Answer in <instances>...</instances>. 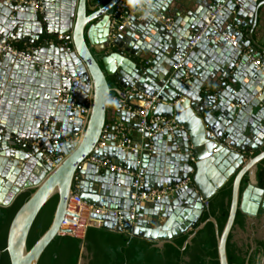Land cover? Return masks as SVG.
Masks as SVG:
<instances>
[{
    "label": "water",
    "instance_id": "water-1",
    "mask_svg": "<svg viewBox=\"0 0 264 264\" xmlns=\"http://www.w3.org/2000/svg\"><path fill=\"white\" fill-rule=\"evenodd\" d=\"M119 1L41 0L37 10L21 0H0V42L35 47L29 62L0 52V207L11 206L31 191L9 225L10 263L39 264L48 245L67 233L62 222L77 176L83 200L120 210L129 234L160 247L192 231L185 248L212 222L219 264H229L227 242L237 213L251 219L264 211V69H257L246 55L251 43L261 51L257 56L264 53L254 38L264 36V0H144L150 14L132 19L124 32L109 40L110 14ZM221 5V14L188 52L192 34L202 27L207 13ZM169 11L175 20L171 28L154 16ZM239 28L245 29L247 43ZM59 35H66L71 45L63 46ZM179 57H185L183 66L173 70ZM44 65L78 79L68 81ZM60 85L80 102L91 95L78 143L65 141L81 129L82 120L66 103L57 105ZM133 88L139 92L137 99L158 94L161 102L154 115L173 118L179 128L158 133L151 150L145 141L133 152L113 144L94 151L107 122L108 98L112 94L126 98ZM120 117L129 122L132 115L121 112ZM90 154L132 172L145 169L144 191L175 187L189 176L192 182L160 200L140 202L135 208L137 224L132 225L127 211L132 177L84 162ZM46 156L54 158V165ZM231 179L229 214L222 231L213 216L199 223L210 199ZM55 196L52 221L29 249L31 228ZM93 217L105 228L116 226L113 212ZM82 251L88 254L84 247ZM87 262L81 258L79 264Z\"/></svg>",
    "mask_w": 264,
    "mask_h": 264
},
{
    "label": "built area",
    "instance_id": "built-area-1",
    "mask_svg": "<svg viewBox=\"0 0 264 264\" xmlns=\"http://www.w3.org/2000/svg\"><path fill=\"white\" fill-rule=\"evenodd\" d=\"M23 4H33L37 10H41V0H21ZM223 5L219 6L215 11L208 12L206 18L203 22L202 27L194 34H192L191 39L187 42L186 49L188 52L192 51L196 45L200 42L203 34L211 26L213 19L221 14ZM150 13L144 5V0H120L110 14V31L108 34V39H114L119 33L124 32L127 26L130 25L131 20H141L146 15ZM154 16L161 21L166 27L171 28L175 24V20L171 16L167 15H156ZM233 46H237V42L232 40L229 36H225ZM57 40L62 42L63 46L71 45V41L66 40V35H59ZM15 41L9 40L6 43L0 42V52L7 53L15 57L16 59L24 61H32V52L35 47L24 45L23 47L17 46ZM178 55V53H176ZM246 55L249 61L257 68L264 69V54L261 56H256L249 49H246ZM185 57H179V62L173 67V70H178L183 66ZM45 69H51L54 74L59 75L68 81H77L78 78L71 77L67 72L63 70H58L49 65H44ZM91 85V84H90ZM139 92L136 88H133L126 92V98H122L117 94H112L110 97L118 100L120 107L115 108L113 106L107 105L108 111L113 110L115 112V118L108 119L104 126L101 138L96 144L94 151L103 149L106 146L113 144L115 147L122 149V151H135V142L132 135V129L130 124L121 119V112H128L136 119V132L150 144L152 149V138L158 133H162L165 129L169 133H172L175 129L179 128V125L173 118H165L162 116L154 115V110L157 105L161 102L158 94L147 95L142 94V99L135 98ZM57 95V105L66 103L69 105L73 111L78 112V117L82 120V127L78 132L72 133L71 137L67 138L65 141L70 143H78L82 138L83 131L88 120L90 113V108L92 104L91 95L89 94L82 102L77 100L73 92L68 90L66 87L60 85L56 92ZM127 97H131L130 100ZM70 117V119H72ZM52 123L50 124V127ZM148 133V138L145 134ZM191 161H194V156L191 154ZM46 161L54 165V158L46 156ZM84 162H90L98 166L103 170H110L116 173L128 174L132 177V191L130 194V200L132 202L130 208L127 210L129 213L128 219L132 222V225L137 224L138 215L135 211L136 206L140 202L150 203L156 200H160L172 192L174 189L186 186L192 182L191 176L186 178L182 183L176 185L175 187H164V188H154L150 191H144L143 185L145 182L146 170L138 169L135 172L129 171L119 165H116L111 159L107 157L97 158L93 154H90ZM83 162V163H84ZM82 163V164H83ZM113 212V217L116 219L115 228H124L123 219L124 216L121 215L120 210H110L105 207H100L94 204H90L80 197L79 193V178L76 176L72 195L68 203L67 215L62 222V229L66 230L65 235H70L73 237L83 238L85 236L86 229L90 225L102 226L103 221L96 219L93 215H109Z\"/></svg>",
    "mask_w": 264,
    "mask_h": 264
},
{
    "label": "trees",
    "instance_id": "trees-1",
    "mask_svg": "<svg viewBox=\"0 0 264 264\" xmlns=\"http://www.w3.org/2000/svg\"><path fill=\"white\" fill-rule=\"evenodd\" d=\"M30 194L31 191L25 192L11 206L0 207V264H11L6 250L9 225ZM231 195L232 179L210 199L209 210L204 212L199 223L213 216L221 232L228 218ZM57 201L58 197H53L37 216L28 238L29 249L49 227ZM246 219V215L238 212L235 226L245 228ZM191 233L186 232L160 247L156 241L132 236L122 228L90 225L83 238L57 236L44 251L39 264H79L81 258L88 260L85 264H219L214 224L207 222L183 248ZM248 249L240 247L231 233L227 242L229 264H255L259 251H264V241L259 242L252 255L248 256Z\"/></svg>",
    "mask_w": 264,
    "mask_h": 264
},
{
    "label": "flooded vegetation",
    "instance_id": "flooded-vegetation-1",
    "mask_svg": "<svg viewBox=\"0 0 264 264\" xmlns=\"http://www.w3.org/2000/svg\"><path fill=\"white\" fill-rule=\"evenodd\" d=\"M260 216H262V214ZM250 221L251 219H248L247 217L245 228L242 229L236 225L234 226L232 231V233L234 234V240L237 242V244L240 247L244 246L246 250L249 248L248 256L255 253V251L259 247L260 241H264V226L257 225L256 223H251ZM263 257L264 251L260 250L256 256L255 264H262L261 261Z\"/></svg>",
    "mask_w": 264,
    "mask_h": 264
},
{
    "label": "crops",
    "instance_id": "crops-1",
    "mask_svg": "<svg viewBox=\"0 0 264 264\" xmlns=\"http://www.w3.org/2000/svg\"><path fill=\"white\" fill-rule=\"evenodd\" d=\"M183 14H185V13H183ZM165 15H167V16H171V17H173L174 16V14H173V12H167ZM174 18V17H173ZM187 19V17H185L184 18V22H185V20ZM248 19H246V21H247ZM249 29V28H248ZM239 30H241V31H243V33H244V36H243V41L245 42V43H247L248 42V36H247V33H246V31H245V29L244 28H239ZM255 40L256 41H258V43L259 44H261L262 46H264V36H261V35H256L255 37ZM17 46H19V47H23L24 46V44L23 43H21V42H18V41H15L14 42ZM249 49H251L252 51H253V53L257 56V54L259 53V52H261L259 49H257L256 47H254V45L251 43L250 44V46H249ZM264 53L262 52V55H263ZM116 114H115V112L113 111V110H109L108 111V119H112V118H115L116 116H115ZM129 124H130V127H131V129H132V135H133V139H134V142H135V148H137V146L141 143V142H145V140H143V138L136 132V125H137V123H136V119H135V117H131V119H130V121L128 122ZM148 205V204H147ZM262 214V216H260ZM260 216V217H259ZM251 223H256L257 225H262V226H264V211H260L259 212V215H258V217H255V218H251V221H250ZM85 254V253H84ZM85 255H87V254H85ZM85 260H87L86 258H84ZM88 261V260H87Z\"/></svg>",
    "mask_w": 264,
    "mask_h": 264
},
{
    "label": "clouds",
    "instance_id": "clouds-1",
    "mask_svg": "<svg viewBox=\"0 0 264 264\" xmlns=\"http://www.w3.org/2000/svg\"><path fill=\"white\" fill-rule=\"evenodd\" d=\"M106 103H107V105L113 106L115 108H119L120 107V104H119L118 100H116L114 98H111V97L108 98Z\"/></svg>",
    "mask_w": 264,
    "mask_h": 264
},
{
    "label": "rangeland",
    "instance_id": "rangeland-1",
    "mask_svg": "<svg viewBox=\"0 0 264 264\" xmlns=\"http://www.w3.org/2000/svg\"><path fill=\"white\" fill-rule=\"evenodd\" d=\"M261 262L264 263V257L262 258V261Z\"/></svg>",
    "mask_w": 264,
    "mask_h": 264
}]
</instances>
